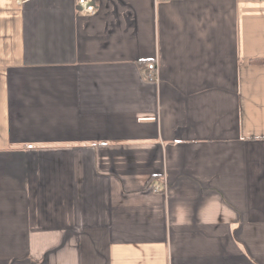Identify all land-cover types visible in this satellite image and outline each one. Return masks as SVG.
Masks as SVG:
<instances>
[{"label":"crops","instance_id":"1","mask_svg":"<svg viewBox=\"0 0 264 264\" xmlns=\"http://www.w3.org/2000/svg\"><path fill=\"white\" fill-rule=\"evenodd\" d=\"M93 1L0 0V264H264V0Z\"/></svg>","mask_w":264,"mask_h":264},{"label":"built area","instance_id":"2","mask_svg":"<svg viewBox=\"0 0 264 264\" xmlns=\"http://www.w3.org/2000/svg\"><path fill=\"white\" fill-rule=\"evenodd\" d=\"M78 6L82 8L84 12H93L94 10V1L93 0H77ZM147 79L155 80L156 79V67L153 64L147 66Z\"/></svg>","mask_w":264,"mask_h":264}]
</instances>
